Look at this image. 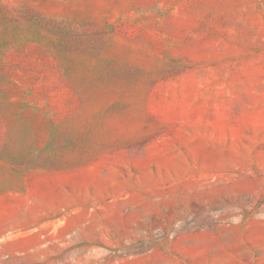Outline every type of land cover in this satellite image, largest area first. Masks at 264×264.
Here are the masks:
<instances>
[{
	"label": "rangeland",
	"instance_id": "374dc122",
	"mask_svg": "<svg viewBox=\"0 0 264 264\" xmlns=\"http://www.w3.org/2000/svg\"><path fill=\"white\" fill-rule=\"evenodd\" d=\"M0 264H264V0H0Z\"/></svg>",
	"mask_w": 264,
	"mask_h": 264
}]
</instances>
